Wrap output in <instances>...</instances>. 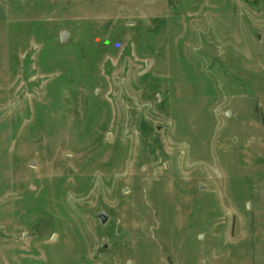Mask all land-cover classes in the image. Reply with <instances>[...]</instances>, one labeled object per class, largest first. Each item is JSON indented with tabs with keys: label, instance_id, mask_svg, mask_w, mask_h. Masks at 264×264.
Segmentation results:
<instances>
[{
	"label": "rangeland",
	"instance_id": "rangeland-1",
	"mask_svg": "<svg viewBox=\"0 0 264 264\" xmlns=\"http://www.w3.org/2000/svg\"><path fill=\"white\" fill-rule=\"evenodd\" d=\"M0 264H264V0H0Z\"/></svg>",
	"mask_w": 264,
	"mask_h": 264
},
{
	"label": "water",
	"instance_id": "water-1",
	"mask_svg": "<svg viewBox=\"0 0 264 264\" xmlns=\"http://www.w3.org/2000/svg\"><path fill=\"white\" fill-rule=\"evenodd\" d=\"M65 36H66V32L64 31L61 33V39L63 40L65 38ZM98 216L102 222H104L106 220V217H107V216H105V214H103V212H100L98 214Z\"/></svg>",
	"mask_w": 264,
	"mask_h": 264
}]
</instances>
